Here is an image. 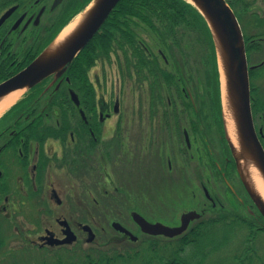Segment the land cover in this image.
Returning <instances> with one entry per match:
<instances>
[{
    "label": "flooded vegetation",
    "instance_id": "1",
    "mask_svg": "<svg viewBox=\"0 0 264 264\" xmlns=\"http://www.w3.org/2000/svg\"><path fill=\"white\" fill-rule=\"evenodd\" d=\"M226 1L243 31L252 116L264 147V0H260L263 10L257 7L258 0ZM92 2L0 0V83L31 66ZM171 20V16L150 14V22L143 23L146 27L138 32L140 20L135 18L127 30L122 25H119L122 30H117L118 35L122 31L134 36L132 46L123 43L120 36V44L116 41L107 51H99L92 40L104 21L63 72L49 74L21 89L0 112L1 245L14 238L15 233L23 234L32 246L67 249L78 241V231L88 236L84 227L93 228L90 223L93 208L107 200L112 210L142 213L147 211L148 202L156 203L157 186L161 187L157 192L168 201L173 196L184 197L190 182L194 181L213 206L221 204L220 197L212 195L203 181L204 148L231 193L242 200L227 172L229 166L235 167L240 177L226 136L221 88L220 92L217 89L221 84L216 50L215 61H212L215 83L213 79V86L209 85L214 102L210 115L214 126L222 132L220 140L226 145L224 165L214 156L218 141L208 132L212 121L209 113L205 114L204 85L200 83V100L196 102L189 87L180 89L173 76L169 79L161 71L172 74L171 70L160 66V59L168 63L162 47L156 53L151 43L141 37L171 36ZM169 39L166 37L163 42L159 38V41L166 47ZM83 51V59L77 62ZM126 52L133 66L128 64ZM142 53L147 66L140 64ZM110 62L116 63L120 78L125 82L131 72L134 82L131 88L139 103L137 108L123 107L124 93L112 98L104 92L109 81L107 70L104 69L101 76L92 75V68ZM128 66H132L131 71ZM154 66L159 67L155 72L157 77L151 76ZM156 81L158 83L151 84ZM141 100L145 107L140 104ZM188 103L193 107L188 108ZM129 119L133 120L132 124L128 123ZM240 181L245 187L241 177ZM165 187L166 192L161 190ZM197 209L190 211L203 212ZM186 212L189 211L183 213ZM197 220L200 223L199 217L189 224ZM165 223L180 225L174 221ZM67 228L77 235V240L50 243L52 238L67 237ZM29 231L35 234L31 239Z\"/></svg>",
    "mask_w": 264,
    "mask_h": 264
},
{
    "label": "rangeland",
    "instance_id": "2",
    "mask_svg": "<svg viewBox=\"0 0 264 264\" xmlns=\"http://www.w3.org/2000/svg\"><path fill=\"white\" fill-rule=\"evenodd\" d=\"M161 1L169 7L170 11L180 8L178 5L179 3L173 0ZM257 7L259 9L263 7L262 1L258 0ZM244 11L247 10L244 9ZM160 14L162 13H159V15ZM189 21L188 23L187 17L185 19L178 18L176 20V25H173V34L168 36L170 39L169 42H166V47L159 41L158 35L141 37L146 38V42L151 43L149 45H151L153 51L156 53L158 52V48L162 47L164 53L168 56V63H164V61L160 59V66L168 71H172L171 73L174 75L173 80L178 84L180 89L182 86L186 88L189 87L196 102L200 100V83L204 85V92L207 93L206 95L203 93L204 96L202 95V97H205L204 108H207L205 114L208 115L209 113V119L212 121L213 117L210 114L214 111V102L212 100V94L209 92V85L213 83V79L215 83V75L213 74L215 70L213 71L211 44L207 32L200 26V23L196 21L193 22L191 18ZM143 23L148 25L147 21L144 22L143 19H141L138 24V32H143V27H146ZM104 69L108 72L109 81L108 84L105 85V81L103 80L102 84L105 85L104 92L109 95L108 97L114 98L118 93H124L122 98L123 107L131 109L137 108L139 103L134 99V91L131 85L128 84V81L125 82L121 79L122 77L120 78L121 75L117 71L116 63L113 65L110 62L107 63L106 66L99 65L92 68V75L94 76L97 73L100 74ZM182 77L184 78L182 79ZM219 88H221V85L217 86L218 90ZM189 103H191V101H189ZM189 103L187 105L188 108H192L193 106ZM140 104L145 107L143 100L140 101ZM193 109L194 111L197 110L195 104ZM258 114H261V112L259 111ZM259 120L262 121L260 118ZM128 123L132 124L133 120L129 119ZM134 123L137 122L135 121ZM140 123L143 124L142 121ZM206 123L208 124V122ZM209 125L208 132L210 136L215 138V141H218L219 146H216L217 149L213 150L215 153L214 156H218L216 160L220 162L221 165H224L226 145L220 140V133L222 132L220 128L214 126L213 121L212 124ZM199 143L200 141H198L197 145H199ZM204 149L203 181L212 195H218L215 197H220L221 204L218 203L216 206H213L206 198L202 187L198 186L193 181L190 182L188 192L184 197L179 199L173 196V198L168 201H166V196H161L160 191L157 192V190L161 188L157 186L159 189H156V203L152 204V202H148L147 211L142 213L150 220L158 219L168 223L174 221V223L178 224L180 223L181 213L190 211L192 208H198V211L202 209L203 212H199L201 215L200 223H204L205 221L212 222L209 224L206 223L207 225L203 224L205 225V230L208 227L211 229H209L208 233L204 232V234L200 236V242L206 244V246L204 245V248H206L204 250L207 252L202 264H264L263 215L241 183L236 168L229 166L227 172L230 181L237 188L242 200L231 193V190L222 177L218 175L216 165L213 160L210 159L207 148ZM161 190L166 192V187L165 190ZM146 198L148 199V197ZM182 198L183 200H181ZM131 215L132 213L129 211L119 212L112 210L107 200L102 202L100 206L93 208L91 212L90 223L92 224L93 231L96 233L95 239L88 242L86 240L88 237L86 232L78 231V241L67 249L40 248L35 245L34 247L29 243V240H25L23 234L21 236L20 234L16 235L14 233V238H9V241L7 239L4 245L0 244V264H57L56 262L59 260V256L66 260L67 263L71 261L80 263L83 262L84 257L90 253L97 256L98 253L96 249L105 250L108 254L113 255L126 253V251L134 250L135 248H142V241L148 236L141 230L140 226L134 221ZM222 216L228 217L218 220L217 217ZM234 216H239L246 220L245 222L240 219L235 220L233 219ZM47 217L50 218V216ZM49 218H47V220H50ZM113 221L122 223L138 238L132 240L130 237H125L124 234L113 227ZM194 222L198 223L195 224ZM194 222L189 224L184 232L170 239L180 238L188 232H191V229L194 228L191 226L196 227V225L199 224L198 220ZM29 234L30 239L35 235L34 231H29ZM160 239L167 240L165 237H161ZM210 241L216 244V247L212 251L209 249ZM133 242L135 243L133 244Z\"/></svg>",
    "mask_w": 264,
    "mask_h": 264
},
{
    "label": "water",
    "instance_id": "3",
    "mask_svg": "<svg viewBox=\"0 0 264 264\" xmlns=\"http://www.w3.org/2000/svg\"><path fill=\"white\" fill-rule=\"evenodd\" d=\"M119 0H93L76 20L67 26L62 36L56 39L24 71L0 83V103L10 95L31 86L54 72H63L75 55L99 30ZM203 15L213 38L220 70L221 103L226 136L235 158L240 177L264 217V196L258 190L252 169H256L264 181V147L253 121L250 98L249 66L242 28L233 9L226 0H186ZM233 128H232V126ZM201 215L195 210L182 214L181 224L167 225L161 221L152 222L137 211L132 212L134 221L141 230L151 235L174 237L184 232L192 219ZM113 227L125 233L132 240L138 237L120 222ZM87 241L95 238L89 225ZM67 237L52 238L51 244L72 243L77 235L65 229Z\"/></svg>",
    "mask_w": 264,
    "mask_h": 264
},
{
    "label": "trees",
    "instance_id": "4",
    "mask_svg": "<svg viewBox=\"0 0 264 264\" xmlns=\"http://www.w3.org/2000/svg\"><path fill=\"white\" fill-rule=\"evenodd\" d=\"M180 8L178 10L170 11L169 7L161 0H120L115 8L110 13L109 17L105 21V24L102 26L97 35L93 38L92 43H97L99 51L102 49L107 51L110 49L111 43H121L118 40L120 36L123 37V43L129 44L132 46L134 44L133 35L127 32H122L120 36L117 34V30L121 29L122 25L125 30L129 28V24L134 21L135 18L143 19V21H149L150 14L159 15L162 13L164 16H171V21L173 25H176L175 22L178 18L185 19L187 17V22L189 23L190 18L193 22L200 23V26L207 32V36L209 38V42L211 44L212 55L215 61V49L214 42L210 32V29L203 18V15L199 12V10L191 3L186 0H173ZM123 16V17H121ZM123 19V20H122ZM189 19V20H188ZM150 22V21H149ZM178 25V24H177ZM122 30V29H121ZM120 33V32H119ZM123 33V34H122ZM168 36L159 35V38L165 42V39ZM103 47V48H102ZM108 47V48H107ZM104 51V52H105ZM143 52V51H142ZM84 51L77 58V62L83 59ZM82 55V57H81ZM126 59L128 60V64L133 66L132 58L127 55ZM143 53L140 57V64L147 66L144 61ZM131 67L128 66V71H131ZM157 69H151V76L154 75L157 77ZM161 71L165 73L167 78L174 76L173 74L167 73L165 70ZM141 75H143V69L140 68ZM128 83L133 86V79L131 76V72L128 74ZM170 79V78H169ZM158 81L151 84H156ZM228 216L217 217L218 220L227 218ZM233 219H240L245 222L246 219L234 216ZM264 220V219H263ZM234 221V220H232ZM231 221V222H232ZM212 223L211 221H205L204 223H199L191 229V232H188L184 236L176 239L166 238L167 240H161L159 236H151L147 235L142 241V248H135L134 250H128L126 253L121 254H113L110 255L107 251L96 249L98 255H92L91 253L84 257V261L80 263H76L75 261L68 262L64 260L61 256H59V260L56 262L57 264H202L205 260L207 252H205L204 245L205 243L200 242V236L204 234V232H209L210 227L205 230V225ZM242 223V222H241ZM205 224V225H203ZM135 242H133L134 244ZM210 250L212 251L216 244L210 241Z\"/></svg>",
    "mask_w": 264,
    "mask_h": 264
},
{
    "label": "bare ground",
    "instance_id": "5",
    "mask_svg": "<svg viewBox=\"0 0 264 264\" xmlns=\"http://www.w3.org/2000/svg\"><path fill=\"white\" fill-rule=\"evenodd\" d=\"M19 92L20 91L15 92L17 94L10 95L6 100H4L3 102L0 103V112H2V110H4V108L16 98V96L19 94ZM232 128H233V126H232ZM252 178H253L258 190L264 196V181H263L260 173L255 168L252 169Z\"/></svg>",
    "mask_w": 264,
    "mask_h": 264
}]
</instances>
